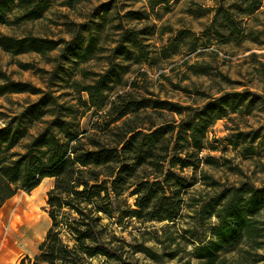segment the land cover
<instances>
[{"label": "trees", "instance_id": "1", "mask_svg": "<svg viewBox=\"0 0 264 264\" xmlns=\"http://www.w3.org/2000/svg\"><path fill=\"white\" fill-rule=\"evenodd\" d=\"M56 1L73 6L80 0H0V26L22 28L43 18ZM234 1L241 3L234 4L235 10L255 14L263 0ZM164 2L150 0L152 8ZM109 6L104 3L96 8L99 21L69 22L70 28L78 29L72 40L0 32V49L11 56L32 51L45 55L64 43L53 60L57 64L52 79L60 68L65 70L66 63L88 62L110 50L103 71L95 74L91 83L73 80L71 87L79 91L77 104L64 101L51 90V84L47 90L15 80L0 67V98L7 97L12 106H19L0 104V213L21 190L31 192L44 179L55 180L47 193L50 227L35 257L27 256L20 264H94L93 259L99 257L105 264L124 249L127 239L123 233L134 219L165 222L161 236L155 238L160 249L145 242L135 246L159 264H264V185L243 182L221 188L204 172L211 189L185 200L186 186L172 170L217 163L215 157H201L210 144V128L230 113L254 106L260 101L258 94L220 92L201 108L142 94L154 95L144 88L147 86H139L141 81L150 83L148 74L140 72L130 84L124 75L133 71V64L146 62L153 68L158 62H152V51L143 43L151 34L146 26L117 24L112 26L118 31L114 44L106 46L99 40L106 37L102 32ZM223 9L221 6L218 11ZM127 17L136 21L145 18L133 10ZM226 19L233 22L234 18L228 14ZM223 37L229 41L228 36ZM162 52L168 57V50ZM19 65L28 67L23 62ZM81 92L87 93L88 102ZM24 94L28 97L23 100L12 98ZM30 96L37 98L31 100ZM89 106L103 120L86 129L82 126L83 107ZM150 109L175 112L181 120L174 125L153 122L144 127L137 119ZM133 119L135 126L125 129ZM247 136L239 133L230 144L237 148L239 139ZM157 158L166 161L169 169L160 166L155 176L147 179L150 175L141 173L147 161ZM130 197H135L134 204ZM185 207L189 212L184 213ZM184 218L190 221L179 227L177 222ZM189 246L193 250H188Z\"/></svg>", "mask_w": 264, "mask_h": 264}, {"label": "rangeland", "instance_id": "2", "mask_svg": "<svg viewBox=\"0 0 264 264\" xmlns=\"http://www.w3.org/2000/svg\"><path fill=\"white\" fill-rule=\"evenodd\" d=\"M104 3H110L106 27L102 32V36L106 37L99 41L105 42L106 46L114 44L118 31L116 28L112 29V26L117 24L146 26V32L151 34L143 43L148 44L145 45L146 49L152 51V62L159 59V63H154L153 68L146 62L133 64V71L124 75V81L130 84L140 72L148 74L150 83L141 81L139 86H147L144 88H150L154 95L145 91L142 94L194 108L203 107L209 100L219 96L220 92L251 91L258 94L260 101L254 106L245 108L243 112H232L210 128V144L201 152V157H215L218 159L217 163H202L197 169L172 168L181 176L183 186H186L183 188V192H186L185 200L190 196H202L211 189L204 179V172L213 176L221 184V188L238 186L243 182L264 185V0L255 14L243 13V9L235 10L234 4L241 3L234 0H166L154 8L150 0H80L73 6L56 1L43 18L31 21L19 29L0 26V32L16 35L28 32L32 36L52 40H72L78 29L70 28L68 23L99 21L96 8ZM221 6L224 9L219 12ZM132 10L140 11L145 18L141 21L131 20L127 16ZM228 14L233 15V22L227 21ZM223 35L228 36L229 41ZM63 46L64 43H61L58 49L45 55L32 51L11 56L0 49V67L15 80L27 81L47 90V86L51 84V90L63 96L64 101L77 104L75 98L79 96V91L71 87L73 80L80 84L91 83L95 74L103 71L110 50L88 62H65V70L61 71L60 68L52 79L54 66L57 64L53 60L62 52ZM163 50H168V57L165 58ZM19 62L28 64V67H21ZM62 76L67 80H62ZM81 95L84 100L89 101L86 92H81ZM27 97L24 94L14 95L12 98L23 100ZM36 98L29 97L31 100ZM1 103L8 108L19 107L15 104L12 106L7 97L0 98ZM83 108L86 110V116L82 120L83 128L90 129L96 121L103 120L99 117L100 114L95 113V108ZM137 120H141L143 126L148 128L153 122L177 124L181 116L168 110L156 113L150 109ZM131 121L124 125L125 129L135 126L136 120ZM144 130L148 132L147 129ZM242 132L248 136L246 139L240 138V145L236 148L229 140L238 139V134ZM251 151L252 154L248 153ZM157 159L158 161H147L148 165L141 173L143 176L150 175L147 179H152L155 176L153 173L160 166L164 170L169 169L166 161ZM54 183L53 178H46L31 192L21 190L1 211L6 237L2 251H6V247L13 249L11 254L19 257L20 263L27 256L34 258L45 239L51 224L47 213V193ZM134 202L135 197H130V203ZM187 212L189 209L185 207L184 213ZM37 221L46 225L42 237L32 227ZM186 221L190 219L179 220L177 225L181 227ZM164 224L165 222H142L136 219L129 221L123 233L127 244L117 252L116 257L105 264H159L145 253L137 251L135 246L145 242L148 246L160 249L155 238L161 236ZM188 250H193V247L189 246ZM188 258L189 256L186 257ZM103 262L101 257L93 259L94 264ZM166 264H176V261Z\"/></svg>", "mask_w": 264, "mask_h": 264}, {"label": "crops", "instance_id": "3", "mask_svg": "<svg viewBox=\"0 0 264 264\" xmlns=\"http://www.w3.org/2000/svg\"><path fill=\"white\" fill-rule=\"evenodd\" d=\"M2 213H0V264H20L19 257H14L11 252L13 249L6 247V251H2L4 247V241L6 237L4 236L5 223L2 219ZM33 222V220H32ZM51 223V222H50ZM22 259V258H21Z\"/></svg>", "mask_w": 264, "mask_h": 264}, {"label": "bare ground", "instance_id": "4", "mask_svg": "<svg viewBox=\"0 0 264 264\" xmlns=\"http://www.w3.org/2000/svg\"><path fill=\"white\" fill-rule=\"evenodd\" d=\"M45 224H43V222L37 221L36 223H34L32 225L33 229L35 230V232L40 236H44V232H45Z\"/></svg>", "mask_w": 264, "mask_h": 264}]
</instances>
